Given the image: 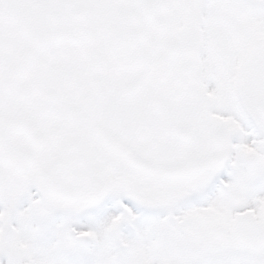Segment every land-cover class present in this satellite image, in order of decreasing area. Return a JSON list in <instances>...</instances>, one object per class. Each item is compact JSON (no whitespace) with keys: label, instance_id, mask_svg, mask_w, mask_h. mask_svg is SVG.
<instances>
[{"label":"snow or ice","instance_id":"1","mask_svg":"<svg viewBox=\"0 0 264 264\" xmlns=\"http://www.w3.org/2000/svg\"><path fill=\"white\" fill-rule=\"evenodd\" d=\"M0 264H264V0H0Z\"/></svg>","mask_w":264,"mask_h":264}]
</instances>
